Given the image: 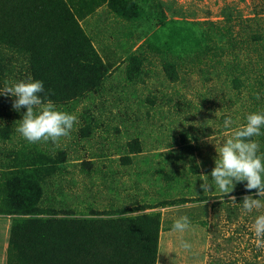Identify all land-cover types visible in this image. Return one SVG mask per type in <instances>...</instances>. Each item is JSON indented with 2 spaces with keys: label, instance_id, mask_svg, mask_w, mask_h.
<instances>
[{
  "label": "trees",
  "instance_id": "1",
  "mask_svg": "<svg viewBox=\"0 0 264 264\" xmlns=\"http://www.w3.org/2000/svg\"><path fill=\"white\" fill-rule=\"evenodd\" d=\"M103 5L123 21L121 35L111 38L118 53L94 44L98 33L89 19ZM142 19L148 34L136 33L135 27L146 28ZM121 63L124 84L117 90L109 79ZM29 76L43 82L41 95L57 109L86 102L84 125L57 143H29L16 131L26 109L0 114V216L11 217L5 264H156L162 222L147 209L212 201L215 208L226 205L232 222L243 213V196L258 198L246 181L224 196L210 172L213 140L229 136L248 114L264 113V17L178 21L165 16L159 0H0V89ZM156 82L160 90L148 89ZM229 117L233 123L225 128ZM149 138L168 146L166 153L155 151L166 168L163 185L186 171L201 185L204 170L212 193L142 205L138 196L153 167L140 174L124 168L144 154ZM253 139L264 155V135ZM78 180L86 194L104 187L111 210H62L69 193L80 197L72 194ZM230 196L237 204L218 201ZM252 215L242 218L254 221Z\"/></svg>",
  "mask_w": 264,
  "mask_h": 264
},
{
  "label": "rangeland",
  "instance_id": "2",
  "mask_svg": "<svg viewBox=\"0 0 264 264\" xmlns=\"http://www.w3.org/2000/svg\"><path fill=\"white\" fill-rule=\"evenodd\" d=\"M163 12L168 19H175L178 21H198L203 22L206 20L210 21H221L227 13L232 14L235 17L241 18H252V17H264V0H159ZM102 12H108L111 15L112 20L107 23H104V27L95 28L94 32L98 33L95 36L94 44L97 48L104 47L110 48L111 51L115 50V45L111 40L114 35H121L120 31L121 20L116 19L106 8L105 5L101 6ZM96 13V12H95ZM257 15V16H256ZM94 16V15H93ZM143 24L147 28H136L137 24H133L135 29L138 30L136 33H143V31L148 32V24L146 19H142ZM141 22V23H142ZM90 24V23H89ZM89 24L87 27L89 28ZM84 25V24H82ZM126 25V24H125ZM131 24H129L130 26ZM123 31V28H122ZM144 38L136 41L134 46H132L131 51L137 49L140 44L143 42ZM124 68L123 63L112 72V75L109 79L113 89L119 90L124 84V77L122 70ZM160 81V77L156 79ZM148 89L158 88L161 89L162 85L155 83L153 86H150L148 83ZM116 90V91H117ZM148 90L144 92L147 93ZM120 92V91H119ZM143 92V93H144ZM113 90L111 94H114ZM109 98H111L109 96ZM15 97L2 96L0 95V114L4 111L14 110L12 108V102ZM173 104V103H172ZM86 102L83 104L72 105L71 107L65 108L61 107L60 111H65L70 114L76 115L78 117V123L74 125L72 132H76V129L84 125V119L82 118L83 111L85 110ZM168 107L164 106L163 110ZM174 109H171L173 111ZM178 110V108H177ZM116 113V110L114 109ZM132 117V116H131ZM134 117V116H133ZM132 117V119H133ZM161 124L167 123L166 121L159 120ZM184 125H180L177 131L183 130ZM122 130V127H119ZM155 127H151L150 132ZM156 130V129H155ZM163 137L167 133L166 130H162ZM70 133V135H71ZM123 141L128 139L122 135ZM69 135V136H70ZM224 139L217 137V140H213V145L218 146L222 140L227 139L229 136L224 135ZM162 138V137H161ZM158 138L154 140L148 139V144L144 145L145 152L135 159V162L124 169L126 171H132L133 173L141 172L149 167H153L152 173L148 174L147 182L143 183L142 191L139 193V200L142 205H153L161 203L167 200L190 198L195 199L197 196H207L212 193V190L209 192H204L200 185H196L194 182L197 181L195 177L185 178L190 175V172H183L179 177L175 179L172 183H165L168 186L163 185L162 178L164 176V171L166 168L161 167L157 163L158 157L155 155V151L166 153L168 146L163 144V142H158ZM212 141V139H208ZM171 145L174 143L171 139L167 141ZM155 146L159 145V148H153L151 144ZM174 146V144H173ZM156 149V150H154ZM171 152V151H170ZM158 153V152H157ZM204 153V151H203ZM217 155V154H216ZM197 156V161H200V158ZM203 157L206 156L204 153ZM88 157V155H87ZM118 162L113 164L117 165ZM63 168V167H62ZM114 170L116 166H112ZM210 169V167H209ZM160 170V171H158ZM127 172L124 173V181H127L128 175ZM139 172V174H140ZM204 175H207L204 170L201 171L200 176L204 178ZM208 176V175H207ZM207 183H211L207 181ZM77 190H72V194H80V197L77 200H72L69 196L65 199L66 206L62 205V210H65L67 213L72 212L77 215L87 214L89 212H101L102 210L110 211V196L107 190L100 186L101 188L92 190V193L89 192L86 194L82 192L80 188V180H78ZM128 186V183L126 184ZM92 194V196H90ZM105 194V195H104ZM60 199H62L60 197ZM228 199H220L219 202L223 203ZM90 202L93 203L90 206ZM129 203H134L135 201L128 200ZM212 201L208 202H189L186 204H180L173 207L159 208V209H147V213L158 212L161 217L162 222V231L159 236L158 244V254L156 259V264H264V247L258 248L255 245V237L251 230V225L253 223L252 217H249L245 221L243 214L240 215L234 221L229 222L226 219V214L224 207L222 205L220 208L212 207ZM126 206H129L126 204ZM134 207L133 205L130 206ZM58 209V208H57ZM255 216L264 213V208L260 210H254ZM251 212V213H253ZM132 215V214H131ZM180 215H187L192 229L189 232L182 234L183 239L187 240L192 244L190 251H184L180 248L179 242L181 239V234L173 231V223L176 218ZM7 219L11 220V217H0V240L2 237L3 224ZM244 225L245 228L241 227ZM1 243V242H0ZM1 251V250H0Z\"/></svg>",
  "mask_w": 264,
  "mask_h": 264
},
{
  "label": "clouds",
  "instance_id": "3",
  "mask_svg": "<svg viewBox=\"0 0 264 264\" xmlns=\"http://www.w3.org/2000/svg\"><path fill=\"white\" fill-rule=\"evenodd\" d=\"M43 92V82L34 80L31 76L13 83L6 82L3 89H0V95L15 97L12 102L14 110L26 109L16 131L29 143L39 141L57 143L62 137H68L74 125L78 123L76 115L58 110L52 100H46L41 95ZM232 123L230 117L226 118L224 127L229 128ZM262 128L264 113H250L244 124L232 130L227 139L215 146L217 158L210 176L216 188L225 196L234 190L237 182L246 181L245 188L256 192L258 198H254L253 195L242 197L240 204L245 213L264 208V200L261 199L264 197V155L258 154L260 144L253 139L264 135ZM204 177L205 182L200 187L204 192H209V189H213L212 184L207 183V175ZM229 200L237 204L235 196H230ZM172 228L181 234L180 248L186 252L190 251L192 244L182 236L192 229L188 216L180 215L175 219ZM251 230L255 237V245L258 248L264 247V213L254 218Z\"/></svg>",
  "mask_w": 264,
  "mask_h": 264
},
{
  "label": "crops",
  "instance_id": "4",
  "mask_svg": "<svg viewBox=\"0 0 264 264\" xmlns=\"http://www.w3.org/2000/svg\"><path fill=\"white\" fill-rule=\"evenodd\" d=\"M101 7H99L94 13V16L89 19L90 22V27L95 30V28H101L104 27V23L107 22L109 23L112 18L111 15L108 14V12H102ZM92 196V194L90 195ZM116 206V204H113ZM1 218L4 216H0ZM10 227H11V220L7 219L4 221L3 224V231H2V237L0 240V264H5V254H6V248H7V242H8V237L10 233Z\"/></svg>",
  "mask_w": 264,
  "mask_h": 264
}]
</instances>
